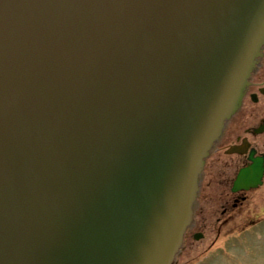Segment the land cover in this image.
Returning a JSON list of instances; mask_svg holds the SVG:
<instances>
[{
    "label": "water",
    "instance_id": "95a60500",
    "mask_svg": "<svg viewBox=\"0 0 264 264\" xmlns=\"http://www.w3.org/2000/svg\"><path fill=\"white\" fill-rule=\"evenodd\" d=\"M263 43L264 0H0V264H173Z\"/></svg>",
    "mask_w": 264,
    "mask_h": 264
},
{
    "label": "flooded vegetation",
    "instance_id": "af4514ba",
    "mask_svg": "<svg viewBox=\"0 0 264 264\" xmlns=\"http://www.w3.org/2000/svg\"><path fill=\"white\" fill-rule=\"evenodd\" d=\"M247 169L255 175L261 173L260 182L255 187L233 191L237 174ZM197 200L191 231L202 228L198 219L201 216L197 213L203 204L208 205V201L212 207L221 208L219 215L214 217L219 224L243 222L251 205H254L256 219L245 223L264 222V205L258 202H264V45L248 78L239 108L228 120L221 138L205 161ZM257 209L260 211L256 212ZM197 234L203 237V233Z\"/></svg>",
    "mask_w": 264,
    "mask_h": 264
},
{
    "label": "rangeland",
    "instance_id": "374dc122",
    "mask_svg": "<svg viewBox=\"0 0 264 264\" xmlns=\"http://www.w3.org/2000/svg\"><path fill=\"white\" fill-rule=\"evenodd\" d=\"M251 206L243 222L222 225L215 219L221 208L212 207L209 201L208 205L203 204L197 214L206 221L198 217L202 228L187 232L181 264H264V222L245 223L256 219L254 205ZM262 208L256 211H260V215ZM196 232L203 233V237L195 240L193 234Z\"/></svg>",
    "mask_w": 264,
    "mask_h": 264
}]
</instances>
